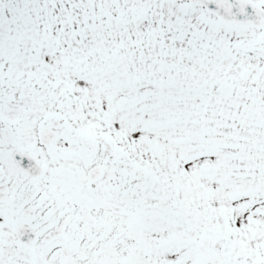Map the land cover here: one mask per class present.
Wrapping results in <instances>:
<instances>
[{"label":"snow or ice","instance_id":"6c2138e0","mask_svg":"<svg viewBox=\"0 0 264 264\" xmlns=\"http://www.w3.org/2000/svg\"><path fill=\"white\" fill-rule=\"evenodd\" d=\"M0 264H264V0H0Z\"/></svg>","mask_w":264,"mask_h":264}]
</instances>
